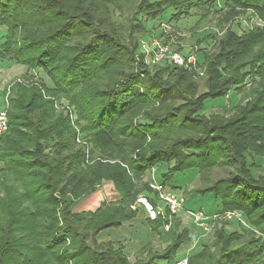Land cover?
<instances>
[{
	"label": "trees",
	"instance_id": "16d2710c",
	"mask_svg": "<svg viewBox=\"0 0 264 264\" xmlns=\"http://www.w3.org/2000/svg\"><path fill=\"white\" fill-rule=\"evenodd\" d=\"M219 1L0 0V63L50 83L16 85L9 100L0 136V264H170L194 236L168 213L148 219L165 248L146 246L133 262L122 244L96 237L134 219L138 196L155 205L149 173L179 191L167 181L190 169L203 186L183 192L209 197V215L239 213L246 227L229 232L220 223L214 242L187 264H264V26L241 34L229 27L195 41L201 47L213 40L197 58L205 66L201 94L184 69H150L137 58V38H146L149 24L178 21L197 7L201 18L226 10L215 23L220 30L244 12L264 19V0H221L217 9ZM232 91L240 99L224 108L229 118L203 115L205 102ZM61 101L76 117L88 157L68 116L55 109ZM215 170L225 175L212 182ZM103 182L117 199L75 211Z\"/></svg>",
	"mask_w": 264,
	"mask_h": 264
},
{
	"label": "rangeland",
	"instance_id": "374dc122",
	"mask_svg": "<svg viewBox=\"0 0 264 264\" xmlns=\"http://www.w3.org/2000/svg\"><path fill=\"white\" fill-rule=\"evenodd\" d=\"M222 3L223 1L221 0L217 2L216 8L218 9L223 7ZM211 12H215V11H211ZM225 12L226 10L222 11L221 14L219 15H217L216 13H210V15H207L208 17L201 18L204 11L203 9L197 7L193 10L192 14L189 17L181 18L178 21H169V23H166L168 19L164 18L163 20L164 22L162 21L159 23L155 21L153 24H149V31H148L149 33L147 36L145 35L146 38L143 36L137 38L138 51L140 53V55L139 54L137 55V58L140 60L142 58V61L145 64L146 63L145 48H142V43H145V47H147L150 45L151 42L160 39L163 40L164 43L171 46L172 50L175 53L186 55L189 54V52H191L197 55L196 58H199L202 55L200 51L201 48H203L204 52H210L213 49V43H212L213 40L212 41L209 40L208 42L204 43L201 47L196 46L195 41L198 38H202L203 36L210 34V32L215 34V37L217 36L216 38H218L221 35H223L224 31L229 27L232 28V30H235L236 32L241 34V33H245V31L248 30L250 31L255 27L264 26V19L262 17L256 15V13L254 12L248 11V12H244V15L239 16L234 22H230L222 30H220L215 26V23L220 19L222 14ZM0 35H1V30H0ZM197 66L198 68L196 73H191L188 70L185 69L184 70L187 71L188 75L197 85V94H201L205 91V87H204V81L206 78L205 66L201 67L198 64ZM147 67L150 69H157L156 67L159 66L156 67L147 66ZM39 81L40 82L42 81L45 85L50 84L48 79L43 74L37 71H27L25 67L16 65L12 62H1L0 63V108L1 109L5 108V111L7 113V110L10 107L9 100L12 95V90L15 88L16 85H21L29 88L31 86L38 85ZM45 99L53 100L52 97L47 95H45ZM238 99H240V95H237L235 91H232L225 99L209 100L204 104L203 115L209 117L212 114H216V115H223L224 118H229L232 115V112L230 111L228 114H225L224 108H226V110H231V107L234 106V104L238 101ZM54 106L57 112H62L68 116V120L71 123V127L75 132L74 142L78 147L84 149V152L88 157L90 151L89 146L81 138L80 128L76 125V117L74 116L73 111L64 101H61L59 103L54 102ZM259 173H261V170L259 169L254 170V174L257 175ZM224 175L225 173L223 171L215 170L209 175V177L210 180L214 182L219 177H223ZM152 176H153V171L149 173L146 179L147 182L149 181V179L151 180ZM167 184L171 186L179 187L181 189L175 192L176 193L178 192L185 198V205H184L185 210L198 211L206 208L209 210L211 207L214 206V202L209 197L199 198V197L191 196L189 194L186 195V192L185 193L183 192L184 190L194 191L198 188H202L203 185L200 184L198 171L196 169H190L185 171L184 173L174 175L170 180L167 181ZM166 189L169 190L168 188ZM99 197L101 198L98 201L99 203L96 202V205L93 204L94 198L99 199ZM116 197H117L116 192L114 188L111 186V184L103 183L98 188V190L92 194V196L83 199L77 205L75 211L77 212L94 211L100 206L102 202L104 201L109 202L108 200L115 199ZM154 206L163 208V204L160 203L158 200L155 202ZM137 208L138 206H136L135 208L136 213H137ZM171 218L179 219L182 223V226L188 228L190 234L194 236L195 242L194 243L189 242L188 244L183 245L177 252L175 259L170 264H176L182 260H186V264H187V258L189 256L200 251L203 247L208 246L209 244L214 242L213 234L215 229L218 228V226H220L219 225L220 223L227 222L224 223L221 227L225 228V230L229 232L234 230H241L238 224L221 218L210 223L209 231L204 232L194 225L193 220H191V218H189L184 211L177 213ZM169 224L165 226L164 228L165 231L168 230ZM148 246H150V250L154 252H160L165 248V244L163 243V241L158 239V236L154 240V242L149 243ZM142 249H140L133 256H130L129 260L133 262L135 259L143 258L145 256V253L139 255ZM185 256L186 258H184Z\"/></svg>",
	"mask_w": 264,
	"mask_h": 264
},
{
	"label": "built area",
	"instance_id": "2783aa9c",
	"mask_svg": "<svg viewBox=\"0 0 264 264\" xmlns=\"http://www.w3.org/2000/svg\"><path fill=\"white\" fill-rule=\"evenodd\" d=\"M142 48H145L146 66L156 67L166 65L182 68L191 73L197 72V58L194 53L186 55L175 53L171 46L164 43L161 39L151 42L147 47H145V43H142ZM7 125L8 118L5 108H0V136L6 131ZM148 186L152 191L156 192L157 200L163 204V208L153 206L143 195L138 196L130 208L135 210L136 206H141L150 220H155L157 217L164 218L167 213L169 216H174L184 211L193 220L194 225L204 232L209 231L210 223L221 218L246 227L242 216L235 211L209 215L203 209L198 211L185 210V198L178 192L167 190L154 180L149 182ZM192 242H195L194 237L192 238ZM176 264H186V260L179 261Z\"/></svg>",
	"mask_w": 264,
	"mask_h": 264
},
{
	"label": "crops",
	"instance_id": "0c3cea01",
	"mask_svg": "<svg viewBox=\"0 0 264 264\" xmlns=\"http://www.w3.org/2000/svg\"><path fill=\"white\" fill-rule=\"evenodd\" d=\"M152 180L155 182L158 181L155 176L154 178H151V181ZM103 183H109L113 187L112 183L110 182ZM100 199V197L99 199L94 198L93 204L96 205V202H98ZM116 199L117 197L108 201H113ZM148 222L149 221L144 209L141 206H138L137 215L134 219L122 223L118 228H110L101 231L97 235L96 239L99 243L115 242L122 244L124 255L129 259L130 256H133L140 249L148 246L149 243H153L157 238V236L151 231ZM184 258H186V256Z\"/></svg>",
	"mask_w": 264,
	"mask_h": 264
}]
</instances>
